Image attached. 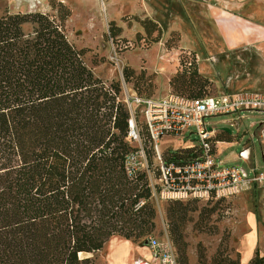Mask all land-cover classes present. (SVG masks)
<instances>
[{
	"label": "trees",
	"instance_id": "trees-1",
	"mask_svg": "<svg viewBox=\"0 0 264 264\" xmlns=\"http://www.w3.org/2000/svg\"><path fill=\"white\" fill-rule=\"evenodd\" d=\"M57 11L59 18L0 16V264H94L111 239L146 245L155 229L152 146L145 131L141 144L129 138L121 82L94 76L85 50L66 36L70 11L62 4ZM122 76L129 83L133 74L123 69ZM181 78L169 83L175 94L206 96L195 59L183 62ZM192 151L163 156L179 162ZM168 203V239L182 254L189 219L175 208L181 202ZM250 264L264 257L256 252Z\"/></svg>",
	"mask_w": 264,
	"mask_h": 264
},
{
	"label": "rangeland",
	"instance_id": "rangeland-1",
	"mask_svg": "<svg viewBox=\"0 0 264 264\" xmlns=\"http://www.w3.org/2000/svg\"><path fill=\"white\" fill-rule=\"evenodd\" d=\"M59 4L70 11L64 23L69 42L85 50L84 62L95 77L106 84L121 82L124 98L136 94L162 99L177 93L169 83L177 77L182 80L183 62L192 58L206 81L208 96L264 92V35L230 42L219 33L213 17L218 14L264 32V0H0V16L40 12L59 18ZM149 28L155 30L148 34ZM113 33L116 36H111ZM123 69L133 74L129 83L123 79ZM135 111L136 123L144 129L140 108ZM230 121L237 125L231 126ZM206 122L213 129L231 131L216 132L218 140L227 139L220 146V160L246 172H251V167L264 171L255 134L258 124L264 123V112L243 111L209 117ZM191 132L184 138H162L158 143L162 154L194 145ZM244 148L250 152L247 163L235 160ZM191 201L175 207L186 211L189 219L183 233L184 252L178 253L176 248L177 256H182L185 264L240 258L247 217L264 211V193L249 190L228 200ZM153 202L156 219L152 237L162 241L168 239L170 203ZM145 249L146 245H125L122 239L113 238L94 255V264H131Z\"/></svg>",
	"mask_w": 264,
	"mask_h": 264
},
{
	"label": "built area",
	"instance_id": "built-area-1",
	"mask_svg": "<svg viewBox=\"0 0 264 264\" xmlns=\"http://www.w3.org/2000/svg\"><path fill=\"white\" fill-rule=\"evenodd\" d=\"M125 103L131 116L129 138L141 144V132L145 131L152 146L153 164L147 174L153 200L210 202L228 200L249 190L264 193V171L251 167V172H246L240 166L226 165L220 160L217 149L224 142L217 139L216 132H225L213 129L206 122L209 117L243 111L264 112V92L236 91L198 99L175 93L162 99L133 94L125 97ZM136 108H140L143 130L136 123ZM227 123L237 125L235 121ZM189 131L195 136V144L189 147L193 149V156L188 160L166 162L159 141L165 137L184 138ZM255 134L264 160V123L258 124ZM243 154L238 159L242 163L249 162ZM140 155L144 158L142 150ZM145 250L147 255L134 259L131 264H179L169 239L157 241L151 236Z\"/></svg>",
	"mask_w": 264,
	"mask_h": 264
},
{
	"label": "crops",
	"instance_id": "crops-1",
	"mask_svg": "<svg viewBox=\"0 0 264 264\" xmlns=\"http://www.w3.org/2000/svg\"><path fill=\"white\" fill-rule=\"evenodd\" d=\"M225 143V141H223ZM223 143V144H224ZM218 154L220 155L222 150L220 149ZM244 153L243 156L246 157L247 160L250 161V152L247 148H244L238 155L235 157V160L240 161L238 158L241 153ZM224 162V161H223ZM242 163V161H240ZM226 164V162H224ZM244 163H247L246 161ZM261 221V222H258ZM243 244H242V251L240 254V264H250L251 259L253 258L254 254L257 252L259 257H264V211L260 213V215L255 213H250L247 217V231L243 238ZM124 244L125 242L122 240ZM127 245V244H126ZM129 245L131 243L129 242ZM142 256L147 255V251H140ZM140 253H137L140 255ZM129 260V259H128ZM125 260V261H128Z\"/></svg>",
	"mask_w": 264,
	"mask_h": 264
},
{
	"label": "bare ground",
	"instance_id": "bare-ground-1",
	"mask_svg": "<svg viewBox=\"0 0 264 264\" xmlns=\"http://www.w3.org/2000/svg\"><path fill=\"white\" fill-rule=\"evenodd\" d=\"M213 17L217 19L216 28L219 33L222 34V36H225L230 42H236L237 40L247 39L252 36L262 37L264 35V32H262L261 29H252L251 27L244 25L242 22H236V20L230 21L229 18L218 16V14ZM125 243L129 245V242Z\"/></svg>",
	"mask_w": 264,
	"mask_h": 264
},
{
	"label": "water",
	"instance_id": "water-1",
	"mask_svg": "<svg viewBox=\"0 0 264 264\" xmlns=\"http://www.w3.org/2000/svg\"><path fill=\"white\" fill-rule=\"evenodd\" d=\"M221 130L223 132L227 133V134H230L231 133V131L228 128H222Z\"/></svg>",
	"mask_w": 264,
	"mask_h": 264
}]
</instances>
